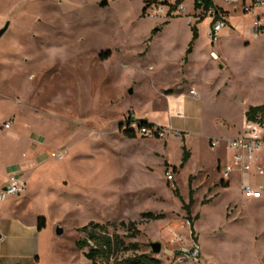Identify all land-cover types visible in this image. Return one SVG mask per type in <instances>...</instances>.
Here are the masks:
<instances>
[{"label": "rangeland", "instance_id": "1", "mask_svg": "<svg viewBox=\"0 0 264 264\" xmlns=\"http://www.w3.org/2000/svg\"><path fill=\"white\" fill-rule=\"evenodd\" d=\"M102 1L0 0V30L8 26L0 37V188L16 164L29 179L26 193L0 200V255L9 264H91L77 246L81 228L93 221L125 236L120 223L137 221L141 233L127 241L162 264H264V198L244 196L241 173L222 178L234 161L228 142L250 125L246 109L264 104V31L255 32L264 10L216 0L229 12L213 42L210 12L195 11L194 0L172 18L143 15V0ZM191 24L199 37L188 55ZM183 74L186 105L170 117L166 97ZM142 119L174 127L163 138H129L128 123L138 129ZM184 144L191 158L182 169ZM257 156L264 162V147ZM245 175L264 183L255 167ZM148 212L164 217L143 218ZM195 243L199 261L177 262Z\"/></svg>", "mask_w": 264, "mask_h": 264}, {"label": "built area", "instance_id": "2", "mask_svg": "<svg viewBox=\"0 0 264 264\" xmlns=\"http://www.w3.org/2000/svg\"><path fill=\"white\" fill-rule=\"evenodd\" d=\"M227 3L240 4L244 11L252 12L257 9L264 10V0H223ZM150 5L147 10L149 13L153 14H163L167 17L170 10V4H175V0H150ZM218 4V3H217ZM224 10H226L221 4H218ZM184 5H179L174 14L184 13ZM227 11V10H226ZM210 17L215 23L211 25L209 37L211 41L217 42L220 37L221 31L227 26V15L222 12H216L210 10ZM264 12L256 16V30L255 32L264 31L263 23ZM213 58H217L215 52H212ZM191 94L197 96L195 90H191ZM135 120H132V123ZM130 124L129 130L135 135L145 136V137H159L163 138L166 135V131L163 128L150 127L146 125H141L139 123L138 129H135L133 124ZM10 123L6 124L7 128H10ZM219 144V141H212L211 146L214 148ZM228 149L235 152L234 163L232 165H226L223 168V178L228 180L230 175L234 172L235 167H238L243 174H246L252 167H255V171L258 175H264V162L257 163L259 160L257 153L264 147V124H250V126L240 135L235 138L230 139L227 145ZM63 155L62 151L53 152L52 157L59 159ZM167 181L175 182V174L173 170L166 173ZM173 186H175L173 184ZM27 180L21 175L20 171L14 170L10 171L7 175V180L5 185L0 189V200H6L9 197H15L26 192ZM264 187L254 186L249 183H244L242 185V193L245 197L251 199H261L263 196ZM201 257V246L195 243L192 247L182 249L181 254L176 258L177 262L184 261H199Z\"/></svg>", "mask_w": 264, "mask_h": 264}, {"label": "trees", "instance_id": "3", "mask_svg": "<svg viewBox=\"0 0 264 264\" xmlns=\"http://www.w3.org/2000/svg\"><path fill=\"white\" fill-rule=\"evenodd\" d=\"M150 0H143V15L148 14L147 10L149 8ZM187 0H175V4H170V10L167 17L173 16V11L177 9L179 5H182ZM195 11H202L204 13L214 10L216 12H222L228 14V11L224 10L219 6L215 0H194ZM197 14V21H203L207 16L203 13ZM215 23L212 21L211 25ZM193 31V40L187 51V54H191L193 51V45L199 37V29L197 24L191 25ZM109 55V52L106 53ZM246 120L250 124H264V104L258 106H250L245 113ZM131 122L125 129V133L129 138H135L136 135L129 130ZM141 125H146L150 127H157L156 124L149 122L147 119L140 120ZM191 158V151L187 146L183 145V157L180 164V168H184ZM177 167H173V171H176ZM177 190V189H176ZM177 197H181L178 191L175 192ZM193 203L192 195L190 203L185 205L192 234L194 235V221H191L190 206ZM143 218L148 220H159L164 216L161 214H154L152 212L142 214ZM198 219V216H196ZM121 227L126 229L127 235L123 236L117 232L110 233L108 229V224H101L97 222H90L88 225L80 229L85 233V237L81 238L77 242V246L80 250L84 251L86 259L90 261L91 264H162V261L155 257L153 254L140 253V244L136 241H127V239H135L140 233L139 222L137 221H122L120 223ZM45 217L41 216L37 223V230L40 232L45 229Z\"/></svg>", "mask_w": 264, "mask_h": 264}, {"label": "crops", "instance_id": "4", "mask_svg": "<svg viewBox=\"0 0 264 264\" xmlns=\"http://www.w3.org/2000/svg\"><path fill=\"white\" fill-rule=\"evenodd\" d=\"M188 1V0H187ZM187 1H185L184 3H183V5L187 2ZM215 2L216 3H218V4H221L228 12H229V10L222 4V3H219V2H217L216 0H215ZM184 8H185V6H184ZM185 13H186V8H185V11H184V14L183 15H185ZM229 19V18H228ZM192 25V24H191ZM217 55V54H216ZM184 80H186V77H185V74H183V77H181V78H179V83L178 84H176L175 85V90H173L170 94H168L167 95V97H166V99H167V107H168V112H169V115H170V117H175V116H181V110L183 109V107L186 105V97H187V95L184 93V91H183V88H182V85H183V81ZM191 90H194V89H191ZM191 90H190V95H193V94H191ZM196 91V90H195ZM197 92V91H196ZM197 94H198V92H197ZM195 96V95H194ZM248 110V108L246 109V111ZM246 113V112H245ZM149 122H152V123H154V124H156L157 126H160V127H162V128H166L167 130L169 129V128H173L174 127V125H173V121L172 120H170V122L169 123H155L154 121H149ZM250 126V125H249ZM248 126V127H249ZM247 127V128H248ZM183 130H185V128H182L181 129V132H182V135H183V137L184 138H186V136H185V131H183ZM169 131V130H168ZM245 131V130H244ZM137 136V135H136ZM234 156H235V153H234ZM219 161H221V159H219ZM222 162V161H221ZM233 163H234V161H233ZM232 163V164H233ZM232 164H230V165H232ZM187 165V164H186ZM16 166H17V168H18V170L20 171V173H21V175L27 180V188H28V178H27V175L25 176V174H24V168L22 167V165L21 164H16ZM223 166V165H222ZM224 166H226V165H224ZM224 166H223V168H224ZM235 172H237V173H241V177H242V179H241V190H242V185L244 184V183H247V181H246V175L245 174H243V172L238 168V167H235V169H234V172L233 173H235ZM232 173V174H233ZM232 174L230 175V178L227 180V181H229L230 179H231V177H232ZM222 178H223V172H222ZM6 180H7V178H6ZM6 183V182H5ZM5 183L2 185V187L5 185ZM230 183V182H229ZM254 186H263L264 187V183H259V184H256V185H254ZM1 187V188H2ZM0 188V189H1ZM27 192V191H26ZM25 192V193H26ZM264 198V191H263V196H262V198L261 199H258L257 201H260V200H262ZM248 199H251V198H248ZM251 200H255V199H251ZM3 239V238H2ZM1 241V240H0ZM201 250H202V248H201ZM8 260H9V258L7 257V256H5V255H0V264H7L8 263ZM9 264V263H8Z\"/></svg>", "mask_w": 264, "mask_h": 264}, {"label": "water", "instance_id": "5", "mask_svg": "<svg viewBox=\"0 0 264 264\" xmlns=\"http://www.w3.org/2000/svg\"><path fill=\"white\" fill-rule=\"evenodd\" d=\"M108 3H109L108 0H103V1H102V5H107ZM7 28H8V26H6L4 29L0 30V37H2V35H3V34L5 33V31L7 30ZM131 92H132V90H131ZM63 232H64V230H63L61 227H58V228H57V234H58V235H62ZM2 238H3V236L0 235V240H2ZM151 248H152V251H153L154 254H159V253L161 252V248H162V246H161L160 243H158V242H154V243L151 244Z\"/></svg>", "mask_w": 264, "mask_h": 264}]
</instances>
